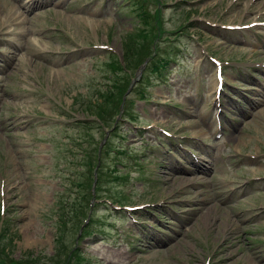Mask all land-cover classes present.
I'll return each instance as SVG.
<instances>
[{
  "label": "rangeland",
  "instance_id": "obj_1",
  "mask_svg": "<svg viewBox=\"0 0 264 264\" xmlns=\"http://www.w3.org/2000/svg\"><path fill=\"white\" fill-rule=\"evenodd\" d=\"M33 1L0 0V264H264V0Z\"/></svg>",
  "mask_w": 264,
  "mask_h": 264
},
{
  "label": "bare ground",
  "instance_id": "obj_2",
  "mask_svg": "<svg viewBox=\"0 0 264 264\" xmlns=\"http://www.w3.org/2000/svg\"><path fill=\"white\" fill-rule=\"evenodd\" d=\"M36 4H37V0L33 1V3H31V6H35ZM15 9L18 10V7L16 6ZM15 9L12 8V11H14ZM17 46H19V45H17ZM16 58H17V56L14 58V60H16ZM210 170H211V168H203L202 166H197L194 170L190 171L191 173H194V176H193L192 179H197V180L203 181V179L207 176V172L210 171ZM197 174H201L202 177L198 176ZM174 179L181 180L183 178H181V177H175ZM184 181L186 183H190L191 179L185 178ZM191 183H194V182L191 181Z\"/></svg>",
  "mask_w": 264,
  "mask_h": 264
},
{
  "label": "trees",
  "instance_id": "obj_3",
  "mask_svg": "<svg viewBox=\"0 0 264 264\" xmlns=\"http://www.w3.org/2000/svg\"><path fill=\"white\" fill-rule=\"evenodd\" d=\"M132 49H133V47H132ZM133 56V55H132ZM131 56V57H132ZM69 216L71 215L72 217L74 216V217H77L78 215H74V211L73 210H71L70 211V213L68 214ZM1 230V229H0ZM82 264H84V261H82Z\"/></svg>",
  "mask_w": 264,
  "mask_h": 264
}]
</instances>
